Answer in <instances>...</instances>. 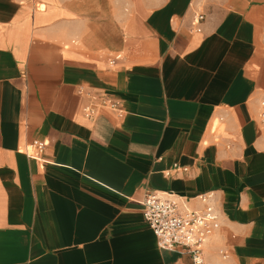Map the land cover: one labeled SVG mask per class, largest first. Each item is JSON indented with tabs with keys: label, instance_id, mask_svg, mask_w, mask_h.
I'll return each instance as SVG.
<instances>
[{
	"label": "crops",
	"instance_id": "crops-1",
	"mask_svg": "<svg viewBox=\"0 0 264 264\" xmlns=\"http://www.w3.org/2000/svg\"><path fill=\"white\" fill-rule=\"evenodd\" d=\"M263 103L264 0H0V264H192L151 191L214 192L206 264H264Z\"/></svg>",
	"mask_w": 264,
	"mask_h": 264
},
{
	"label": "built area",
	"instance_id": "built-area-1",
	"mask_svg": "<svg viewBox=\"0 0 264 264\" xmlns=\"http://www.w3.org/2000/svg\"><path fill=\"white\" fill-rule=\"evenodd\" d=\"M203 19V14L196 15L197 23ZM103 104L115 110L119 108L118 103L109 98H104ZM261 115L264 116V111ZM32 146L33 156L40 158L45 142L34 140ZM199 199L202 203L200 208L190 206L175 194L156 191L148 192L143 200L144 218L157 236L159 246L167 250H186L191 255L192 264H206L205 245L222 227L214 192L203 193Z\"/></svg>",
	"mask_w": 264,
	"mask_h": 264
}]
</instances>
